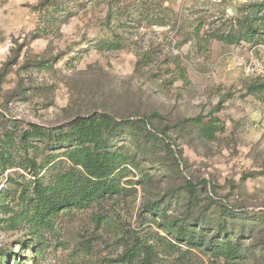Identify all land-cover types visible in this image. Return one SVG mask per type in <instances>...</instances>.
Returning <instances> with one entry per match:
<instances>
[{"label": "rangeland", "instance_id": "rangeland-1", "mask_svg": "<svg viewBox=\"0 0 264 264\" xmlns=\"http://www.w3.org/2000/svg\"><path fill=\"white\" fill-rule=\"evenodd\" d=\"M1 74L0 264H264V0H0Z\"/></svg>", "mask_w": 264, "mask_h": 264}, {"label": "trees", "instance_id": "trees-1", "mask_svg": "<svg viewBox=\"0 0 264 264\" xmlns=\"http://www.w3.org/2000/svg\"><path fill=\"white\" fill-rule=\"evenodd\" d=\"M2 76V74L0 75ZM97 117H105V115H99ZM201 119L200 116H196L193 118H190L189 120L192 121H199ZM97 121L96 117H91L88 119L82 118V119H77L74 124L75 126L78 127L77 131L73 130V134H74V138L79 140V144H82L84 146V151L86 152L85 156H91L93 155L95 157L96 162H100V158L101 156L97 155L98 153H102L104 156H109L110 153L108 152V148L104 147L103 144L97 140L96 134L94 132L95 129V125L94 123ZM144 123L148 124L149 123V118L146 117V119H144ZM150 124V123H149ZM89 128L88 131L84 130V127ZM164 138H167L166 135L163 136ZM65 141V140H64ZM89 143H95L92 145L91 147V151L88 148V146H86ZM170 143L172 144V142L170 141ZM105 148V151H104ZM84 163H86L84 161ZM88 164H92V163H87ZM94 166V168H90L89 169V174L93 177L92 181L98 185V189L99 190H107L109 188L108 184H107V178L109 176V173L107 171L106 168L103 167V165H101L100 163L98 164H92ZM97 190V189H96ZM98 191V190H97ZM148 208L151 209L152 211L155 210L157 208L156 203H150L148 205ZM9 258V255H7V259Z\"/></svg>", "mask_w": 264, "mask_h": 264}]
</instances>
